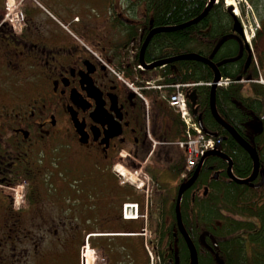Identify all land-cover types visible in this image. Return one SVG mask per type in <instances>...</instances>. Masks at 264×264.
I'll use <instances>...</instances> for the list:
<instances>
[{"label":"flooded vegetation","instance_id":"flooded-vegetation-1","mask_svg":"<svg viewBox=\"0 0 264 264\" xmlns=\"http://www.w3.org/2000/svg\"><path fill=\"white\" fill-rule=\"evenodd\" d=\"M204 1L199 14L209 2ZM235 2L214 0L189 39L192 44L196 36L203 55L217 64L222 120L259 158L253 175L250 155L218 125L222 147L230 150L235 143L251 160L245 176L236 175L231 160L233 175L253 176L250 184L237 185L264 195V0ZM217 8L219 25L209 14ZM106 9L88 23L74 16L67 31L30 2L21 4L22 25L16 30L0 8V264H79L80 247L91 232L125 231L123 202L144 201L141 191L113 189L103 174L117 161L141 168L149 159L147 130H154L155 121L149 115L147 122L142 103L107 68L125 76L117 62L127 56L129 42L137 37L140 42L146 32V2L110 0ZM57 18L64 21L60 14ZM158 149L151 156L157 157ZM226 167L225 162V174ZM79 170L84 196L77 197L74 189L75 197L69 198L61 188L63 178L77 186ZM213 172L184 194L193 198L209 190ZM225 180L233 181L227 174ZM98 181L106 184L108 195H92ZM161 192L155 194L157 205ZM97 239H108L120 254L130 240L134 250L141 249L138 236ZM106 249L100 244V252Z\"/></svg>","mask_w":264,"mask_h":264},{"label":"trees","instance_id":"trees-1","mask_svg":"<svg viewBox=\"0 0 264 264\" xmlns=\"http://www.w3.org/2000/svg\"><path fill=\"white\" fill-rule=\"evenodd\" d=\"M145 2L148 27L185 23L196 17L205 4L204 0H145ZM209 14L212 15L216 25L222 23L218 8ZM196 24L155 34L145 49L144 59L150 62L187 52L205 54V49L196 42L198 39L196 36L194 43H190L189 33L193 27L198 26ZM162 73H172L174 80L179 82L209 81L212 78L210 67L191 60H179L169 64L162 69ZM208 101V88L200 87L197 100L198 115L208 132L217 133L218 124L209 112ZM216 108L219 113L218 91ZM175 123L176 127L171 131L170 138L180 136V122L176 120ZM240 150L235 143L230 150L225 144L223 148V152L234 163L236 175L245 176V172L250 168L251 160ZM175 162L170 171L173 176L179 177L184 161L179 159ZM224 167V159L208 156L195 183L197 185L201 182L205 183L206 177L212 171H218V179L210 180L212 184L206 195L192 198L185 193L181 200V219L197 250L198 264H217L215 254L219 256L222 264H264V201L260 203L264 195H259L261 191L240 189L237 182H227L225 172L221 171ZM169 198V195L162 197V221L156 228L160 263L189 264V252L182 237L177 233L174 204L168 206ZM165 214L168 215L169 222L163 220ZM204 231H208L213 236L216 246L208 237H205V242L201 243L200 235ZM175 233L177 235H174Z\"/></svg>","mask_w":264,"mask_h":264},{"label":"water","instance_id":"water-1","mask_svg":"<svg viewBox=\"0 0 264 264\" xmlns=\"http://www.w3.org/2000/svg\"><path fill=\"white\" fill-rule=\"evenodd\" d=\"M213 2H214V0H210L208 2V4L204 7L202 12L198 16H196L195 18H193V19H191V20H189V21H187L185 23H182L180 25H174V26H155V27H152L151 29H149V31L147 32V34H146V36H145V38H144V40H143V42L141 44V47H140V50H139V59H138V61L145 68H152V67H156V66H161V65H164V64L173 63V62L178 61V60H192V61H198V62H201L203 64L209 65L211 67L212 71H213V77H212L213 83H212V85L209 88V109H210L211 115L213 116V118L215 119V121L218 124L223 125V126H225L228 129V131L236 139L238 144L242 148H244L246 150V152L250 155V157H251V159L253 161V175H255V173L258 171V168H259L258 156H257L255 150L250 145H248L246 142H244L241 138H239L235 134L234 130H232L220 118V116L217 113L216 106H215V93H216L215 82L219 79V76H220L219 72H218L217 64H214L210 59H208V58H206L204 56H201V55H199L197 53H192V52L175 55V56H172V57H169V58L159 59V60L153 61V62L148 63V64L144 60L145 49H146L148 43L150 42V40L152 39V37L155 34L160 33V32L173 31V30H176V29H181L183 27L192 25V24H196L198 21H200L201 19H203L207 15V13L209 12ZM218 46L219 45H217L213 49L211 56L217 50ZM187 97H188V99L190 101L192 112H193V114H195L196 113V109H195L194 106H195L196 98H197L196 90L193 89L187 95ZM208 155H216L218 157L227 159L228 160V167H227L228 176L231 179H234L236 182H238V183H246V182H249L250 180H252V178H253V176L250 179H248V180H242V179L234 178L232 173H231V171H230L231 161L228 159V157L224 153L219 151V150H212V151H208L205 154V156H203L200 159L199 164H198L197 168L195 169V171L193 172V175L191 176V178L187 182H185V183H183V184H181L179 186L178 192H177V197H176V202H175V217H176V223H177L178 231L182 235V237H183V239H184V241L186 243L188 252H189L190 264H198V257H197L196 248H195L193 242L191 241V239L189 238V236L187 235V233H186V231L184 229L183 223L181 221V217H180V213H179L180 199H181V196H182L183 192L194 182L204 158L206 156H208ZM205 235L209 236L212 239V235L210 233L203 232L201 234V236H200L202 241H203ZM214 245H216L215 242H214ZM216 262L218 264H222V261L219 259L218 256H216Z\"/></svg>","mask_w":264,"mask_h":264},{"label":"rangeland","instance_id":"rangeland-1","mask_svg":"<svg viewBox=\"0 0 264 264\" xmlns=\"http://www.w3.org/2000/svg\"><path fill=\"white\" fill-rule=\"evenodd\" d=\"M3 1L5 2V0H3ZM41 1L47 8H49L54 13L55 16L58 17V14H60V16L63 18L65 23L70 22L74 16H76L78 18L80 17L81 22H87L88 23V22L94 20L100 13H104L107 11L106 2H109L110 0H101L102 3L98 2V0H41ZM228 1H230V0H227V2ZM24 2L29 3L30 1L25 0ZM230 2L236 3L235 0H231ZM8 3H9V6L12 7L13 9H15L19 4V3H17V1H14V0H9ZM11 16H8V17H11ZM161 103L162 102H160L159 100L157 101V104L161 105ZM161 106H163V105H161ZM157 118H158V123H162V126H163L164 123L161 120L164 119V116L157 115ZM157 130H158V127H157ZM156 136H158V133ZM156 136H154V138H156ZM173 149L175 152L178 151V149L175 146L173 147ZM157 158H159V157H157ZM116 165L118 167L117 169L120 168L121 173L124 175V177L128 178L130 181H132V180L134 181L135 179H137V175L134 174L133 171H130L128 168H126L123 163L117 162ZM120 170H119V172H120ZM112 171H113V173H115L113 169H112ZM166 171H167V166L160 164L158 162L156 163L155 159L148 160L147 163L144 164V166L142 167V174H146L148 177L154 176L157 179V181L154 180L155 183L152 184V186H153L151 189L152 191H149L150 194L153 193L152 198H151L153 210H152V214H151V219L148 220L147 234L150 235V239H151L150 245H152V247H154L153 246L154 242H152L153 233H152V230L149 229V224L156 221V217H157V212L154 209V208H157L156 204L158 202L155 200V194H156V192H158V187L156 185L158 184V185L164 186V192L163 193L171 194L172 188L170 187V184L173 185L175 183V179H173L171 176H170L171 178L169 176L167 177ZM66 182L67 183L64 182L65 186H67L69 183L68 181H66ZM158 210H159V208H158ZM147 240L149 242V238H147ZM83 247L84 246H81L80 251H79V264L81 263V250ZM84 249L85 248H83V250ZM101 254L103 256L102 252H101ZM89 255H92L90 262H89L88 257H87ZM83 256H85V259L87 262L86 264H107V263H109V259H110V258L106 259L104 256H103V259H100L97 254L96 255L94 253L92 254L91 250H89L87 252V249L84 250ZM116 256H119V255L118 254H116L115 256L112 255L113 258H116ZM52 263L53 262H51L50 264H52Z\"/></svg>","mask_w":264,"mask_h":264},{"label":"crops","instance_id":"crops-1","mask_svg":"<svg viewBox=\"0 0 264 264\" xmlns=\"http://www.w3.org/2000/svg\"><path fill=\"white\" fill-rule=\"evenodd\" d=\"M108 178V181H110L113 185V189H117V190H125L126 186L124 184H122L121 182H119V180L115 177L114 174H108L106 175ZM95 186H97L95 188ZM93 187V193L95 194V196L97 197H104L106 195H108V189L106 187V185H101L99 183H97ZM141 226V222L140 221H128L127 222V227L125 230H127L128 232H132L134 230H138ZM105 244H108V242H104ZM99 244H95V247H97ZM129 248H133V243L129 242L128 244ZM115 256L116 254H109V262L110 264H123L122 262L125 261V264H144V255L141 252H138L137 250H131L129 252H127L125 258L123 259L120 255L116 256V258L112 257ZM113 258V259H112Z\"/></svg>","mask_w":264,"mask_h":264},{"label":"built area","instance_id":"built-area-1","mask_svg":"<svg viewBox=\"0 0 264 264\" xmlns=\"http://www.w3.org/2000/svg\"><path fill=\"white\" fill-rule=\"evenodd\" d=\"M194 126V129L197 131L198 135L193 137L190 133L187 132V138L183 142L180 143L181 147H184L187 152V164L186 168H191L196 160L205 152L206 149L212 148L214 144L217 142L215 139H205L201 134L200 130ZM135 207V205H130ZM126 214V212H125ZM134 215H126V217H130Z\"/></svg>","mask_w":264,"mask_h":264},{"label":"bare ground","instance_id":"bare-ground-1","mask_svg":"<svg viewBox=\"0 0 264 264\" xmlns=\"http://www.w3.org/2000/svg\"><path fill=\"white\" fill-rule=\"evenodd\" d=\"M231 1V0H230ZM230 1H228V2H230ZM118 168V167H117ZM118 170H120V168L118 169ZM120 172H121V170H120ZM133 181V180H132ZM134 182V181H133ZM88 257V260H89V262H90V260H91V257H92V255H89V256H87Z\"/></svg>","mask_w":264,"mask_h":264}]
</instances>
